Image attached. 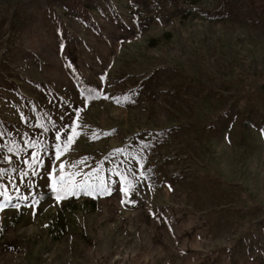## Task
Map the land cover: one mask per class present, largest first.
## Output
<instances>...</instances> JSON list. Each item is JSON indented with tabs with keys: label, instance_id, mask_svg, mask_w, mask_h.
Instances as JSON below:
<instances>
[{
	"label": "rangeland",
	"instance_id": "1",
	"mask_svg": "<svg viewBox=\"0 0 264 264\" xmlns=\"http://www.w3.org/2000/svg\"><path fill=\"white\" fill-rule=\"evenodd\" d=\"M0 205V264H264V0H0Z\"/></svg>",
	"mask_w": 264,
	"mask_h": 264
},
{
	"label": "snow or ice",
	"instance_id": "2",
	"mask_svg": "<svg viewBox=\"0 0 264 264\" xmlns=\"http://www.w3.org/2000/svg\"><path fill=\"white\" fill-rule=\"evenodd\" d=\"M85 103H87V101H85ZM73 133L74 134H78L75 131V121H73ZM57 137L59 138V132L57 133ZM72 136L70 135L68 137V141L65 142V144H67L69 141H71ZM57 154L59 155V150L61 148V145H57ZM36 161H34L35 163ZM60 176L58 179H54L52 182V191L55 193L56 195V200L57 202H59L62 198H64L65 196L68 195H79L81 193V191L84 192V194H88V195H93L95 194L94 191H90L89 190V186L87 185V181L85 180H81L79 184H75L72 183V177H68L67 181L65 179V173L63 171L64 169V165L63 163L60 164ZM49 175H51V173H49ZM120 187V191L123 192L125 195H128L132 188L134 187V185L132 184V182L130 180H128L127 177H122V180L119 184ZM98 191L100 192V194H106L110 191V189L108 187H101L98 189ZM22 198H26V197H22ZM38 202V201H36ZM19 205H17L18 207ZM3 205H0V208H2Z\"/></svg>",
	"mask_w": 264,
	"mask_h": 264
}]
</instances>
